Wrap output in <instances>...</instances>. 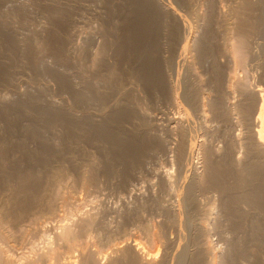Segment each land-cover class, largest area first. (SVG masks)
Returning <instances> with one entry per match:
<instances>
[{"label": "rangeland", "instance_id": "rangeland-1", "mask_svg": "<svg viewBox=\"0 0 264 264\" xmlns=\"http://www.w3.org/2000/svg\"><path fill=\"white\" fill-rule=\"evenodd\" d=\"M258 1L151 0L158 13L156 21L154 20L157 27L154 25L150 29L151 34L158 33L154 62L162 67L165 88L167 82L173 81L180 87L179 92L190 84L192 88L197 87L194 89L196 92L201 94L206 91L209 94L210 90L218 88L215 79L223 73L226 80L235 75L232 80L236 78V87L238 85L242 94L245 92V96L249 89L250 92H255L257 88L264 91V24L254 28L255 31L252 28H240V20L243 22L256 15V11L246 8L247 3H250L251 8L257 9ZM165 6H170L185 17L192 38L196 37L198 40L197 38L206 36L209 39V52L203 58L205 61L198 63L193 59L194 51L191 48L194 49V39L193 44L190 43L185 51L187 56L184 54V63H187L180 62L179 67L175 68L173 62L178 52L180 32L177 21ZM252 18L253 22L254 17ZM133 19L134 9L127 0H0V254H56L55 261L34 264H179L178 258L181 260L180 264H264V247L260 248L261 244L264 246V238L260 244L253 230L255 224L250 223L253 219L251 215L258 219L263 217L260 222L264 223V214L255 216L257 214L253 212L259 211L249 203L242 204L243 202H239L241 207L243 205L242 209L237 203L239 207L234 206L238 210L227 208L231 212L228 213L222 204L224 197H231L235 192L232 179L234 174L230 172L227 175L225 171L233 170L235 164H238L236 168L247 165L245 162L250 163L252 160L253 164H250L254 168V165L257 166L256 162L260 163L255 158L257 156L251 152L249 154V150L246 154L244 147H240V151L238 146L235 151L237 155L234 152L229 153L232 144L228 135L231 133L234 137L233 134L237 135L238 132L228 130L226 126L225 128L224 122L218 121V124L211 119V115L210 118L206 116L207 121L204 124L197 116L196 105L192 103L189 106V103L186 109L191 118L189 117L187 126L184 127L190 128L195 146L193 155L188 160L187 171L181 168L183 162L178 154L181 137L178 133L172 135L166 130L168 118L175 116V109L169 106L164 94L146 92L137 77L135 62L128 59L122 49L127 23ZM239 30L247 33H243L242 37L245 39V46L243 44L241 50L239 49L244 63H240L241 68L237 67L234 72L237 74H234L225 65L224 57L228 58L225 43L228 42L230 46L234 42L230 39L235 38ZM188 78L186 83L185 79ZM60 81H64V84ZM81 82L97 84L99 91H103L100 94L106 99H100L104 100L103 105L101 101H95L92 102V108L89 105L92 103L86 105L91 108L87 110L85 107L86 113L81 112L84 108L77 107L72 96V91ZM211 91L210 94H213ZM249 93L246 100L253 95ZM242 98L240 103L245 104L244 96ZM110 99L112 101L109 102ZM113 100L116 101V106ZM122 106H125V111ZM122 110L125 113L119 115V122H109L107 118L110 119L115 112ZM54 112H59L60 115L64 113L66 116H63L70 119L68 121H76L79 116L80 120L89 119L93 124L101 125L107 120L110 123V127L107 126L109 136L113 134V140L109 142L106 137H98L100 140H97L96 135H89L81 129L65 131V126L60 124L63 123L60 116ZM55 114L56 119H60H57L59 122L54 120ZM47 118L49 119L46 120ZM206 123L209 126L215 125L210 127L214 129L213 132L208 125L205 126ZM204 127H208L206 130L211 132H206ZM245 128L243 135L247 130ZM215 129H222L218 132L225 131L227 134L222 132L219 136ZM61 134L66 137L63 138ZM67 136L69 137L66 140ZM143 138L148 143L142 149L136 150L138 153L134 156L135 151L122 148L124 141L128 145L132 139L136 143ZM174 138H179V142ZM111 142L115 144L112 145ZM41 144L49 145L52 149L48 148L52 151L44 154L41 147L39 148ZM164 144L170 145L171 153L165 152ZM244 153L246 155L242 158ZM248 154L251 158L247 159ZM236 156H240L242 160ZM208 163H213L212 166H216L217 172L219 168V174L220 171L221 175L226 174L221 180L224 181L222 186H231L232 179L233 186L229 187L231 189L227 188L230 190L227 195L226 192L223 194L221 190L218 191V181H215L217 184L210 182L207 176ZM222 165L223 168L227 166V170ZM23 173L26 175L22 176ZM25 178L28 179L24 180ZM22 189L26 190L24 194ZM189 190L191 192L187 194ZM238 191L236 190L234 196L240 193ZM187 195H190L188 197L191 201ZM247 204L250 206L247 207ZM263 223H260L262 227ZM60 228L71 230L75 238L77 237L76 241H57L56 236L62 231ZM134 241L141 250L134 248ZM70 257H73L72 260Z\"/></svg>", "mask_w": 264, "mask_h": 264}, {"label": "bare ground", "instance_id": "bare-ground-1", "mask_svg": "<svg viewBox=\"0 0 264 264\" xmlns=\"http://www.w3.org/2000/svg\"><path fill=\"white\" fill-rule=\"evenodd\" d=\"M151 1V0H150ZM149 0H127V2H129V3H131L132 4V7H133V9H134V19L133 20H131L130 22L128 21V23H127V26H126V32H125V36H124V38H123V41H122V49L124 50V52H125V54L124 55H126L127 57H128V59L130 58V60H132L133 62H135V64H136V69H135V71H136V73H137V77H138V79H139V81L143 84V86H144V89L146 90V92H150L151 93V91H153V92H157V93H159V94H164V97L166 96V99H167V101H168V103H169V106H172L173 107V109H175V113H173V114H175V116L173 115V117H170V118H168V123H167V125H166V130H167V133L169 132L170 134H174L175 135V133H178L179 134V137H181L180 138V148H178V150L180 151V153L178 152V154L181 156V160H182V164L180 165L181 166V168H185V170L187 171V169H188V160H189V158L193 155L192 153H193V150H194V143H195V141H194V139H193V137H192V133H190V131L191 130H189L188 129V127L186 128V127H184V125H186L187 126V124L186 123H188V120H189V117L191 116L190 115V113L187 111L188 109H186V105L187 104H189V103H191V104H189V106L190 105H193V104H195L196 105V108H195V110L197 111V116H198V118L200 119V120H202L203 122L204 121H207V118H206V116H209V118H210V115H211V119L212 120H216L217 121V123H218V121L219 122H224V127L226 126V127H228V130L229 129H231L232 131H237L238 133H237V135H235L236 133H232L233 135H234V137L231 135V133H230V135H228L229 137L228 138H231V140L229 141L231 144H232V150H229L230 148H229V145H228V148H226V149H228L229 151V153L231 152V153H233L234 152V154H235V151H237L238 149H237V146L239 147V149H240V147H244L245 149H243L245 152H246V154H247V151L249 152V154H250V152L251 153H254L255 155L254 156H257V157H255V158H257L256 160L258 161V162H260V163H258L257 164V162H256V165L257 166H255L254 165V168H255V170H254V168H253V166L251 165V164H253L252 162L254 161V160H252L250 163L248 162H245L247 165H245L243 162V166L242 165H239V168L237 169L236 168V165H238V164H235V168L234 167H231V168H234V169H237V170H235L234 171V169L231 171H225L226 173H227V175L229 174L230 175V172H232V174H234V176L233 175H231V176H233V178L232 179H234L233 181H234V186L232 185V179H230V181H231V186H233V187H235V189H233V190H235V192H233V190H231L232 192H233V195L231 196V197H226V199H225V197H224V201H223V203H222V201H221V203L224 205V207H225V210L228 208H236L237 209V207H239L238 206V204L237 203H239V202H243L242 204H245V203H249V204H251V207H253L254 206V208H256L259 212L258 213H255V212H253V214H257V215H255V216H259V215H263L264 214V91H263V89L261 90V88L259 89V88H255L256 89V91L255 92H250L251 90L249 89V92L251 93H249V92H247V93H249L250 95H252V97L251 98H249V100H246V98L245 97H247V93H246V96H245V92L243 91V94H242V92L239 90V88L240 87H238V85H237V87H236V83L234 82L235 80H236V78H235V80H232V79H234V77H235V75L233 76V77H231V78H227V80H226V75H224L223 73H222V75H220L218 78L216 77V79H215V83L217 84V87L218 88H216V90L215 89H213L212 91H213V94H210V91H209V94L208 93H205L206 91H202L201 92V94L200 93H198V92H196V90H194L195 89V87L196 86H194L193 88H192V86L190 85V84H187V86H184L183 88H182V90L179 92L178 91V89L180 88H178V86L176 85V83H173V81H172V83H170V81L169 82H167L168 83V85H167V87L165 88V86H164V83H163V77H162V71H161V66L158 64V62L157 63H155L154 62V58H155V50H156V46H158V45H156V41L158 40L157 39V34L158 33H156V35H154V34H151L152 32L150 31V29L152 28V27H154V25L157 27V25L155 24L156 22H154V20H155V18L157 17V12L155 11V9H154V7L152 6V2H150ZM245 1V0H244ZM259 3H258V8L256 9V8H251V6L247 3V6H246V8L247 9H249V10H254V11H256V15L255 16H251L250 18H244L245 20H243V22L240 20V22L242 23V25H241V30L243 29V28H245V29H249L250 28V30H251V28L252 29H254V28H256V27H258L259 25H263L264 24V0H259L258 1ZM257 4V3H256ZM245 6V5H244ZM166 7V6H165ZM168 10H170L171 11V14L174 16V18H175V20L177 21V27H178V29H179V32H180V36H179V38H178V42H177V47H178V49H177V54H176V60H175V62H173V63H175V68H177V67H179L178 65H179V63L181 62L182 64H186V63H184L185 62V55L184 54H186V56H187V52H185L186 51V49L189 47V44L190 43H192L193 44V40L196 38H192L191 37V35H192V32H191V29H190V27H189V24L185 21V17L183 18L180 14H178L176 11H174L170 6H167L166 7ZM244 9V8H243ZM256 9V10H255ZM250 11V12H251ZM253 11V12H254ZM247 12V11H246ZM253 12L251 13V14H253ZM254 15V14H253ZM252 17H254V21L252 22L251 21V18ZM242 18V17H241ZM243 19V18H242ZM252 20H253V18H252ZM156 21V20H155ZM158 21V20H157ZM238 23V22H237ZM239 26H240V24H239ZM176 27V28H177ZM261 28H263V26H260ZM259 27V28H260ZM238 28V27H237ZM260 28V29H261ZM171 29H172V27H171ZM174 29H175V27H174ZM174 29H173V33H174ZM156 30V29H155ZM176 31H177V29H175ZM241 30H239V32L238 33H236V36H235V38H231L230 39V41L232 40V41H234L233 43H230L229 45L230 46H228V42H226L225 44L227 45V46H225V49H226V51H227V54H228V58H226V56L224 57L225 59H226V68H227V70H229V72L230 73H234V72H236V70H237V67H239L240 66V63L242 62V59L244 58L243 57V54L241 53V51H239V49L241 50V48H242V46H243V44H244V46H245V43H243V40H245L244 38H242L243 37V33H242V31ZM244 30V29H243ZM158 30H156V32H157ZM172 31V30H171ZM254 31H255V29H254ZM155 32V31H154ZM237 32V31H236ZM247 32H249V31H247ZM172 33V32H171ZM199 33V32H198ZM179 34V33H178ZM244 34H246L247 35V33L245 32ZM252 34V33H251ZM174 35H175V33H174ZM177 35V34H176ZM175 35V36H176ZM194 36H195V34H193ZM206 35V34H205ZM256 35V34H255ZM80 36V35H79ZM202 36V35H201ZM251 36V35H250ZM203 37V36H202ZM207 37H209V36H207ZM246 37V36H245ZM91 38V37H90ZM160 38V37H159ZM157 39V40H156ZM161 39V38H160ZM164 39V38H163ZM174 39H175V37H174ZM198 40H194L195 41V43H194V49H192L191 48V50L192 51H194V60L196 61V62H201V61H205V60H203V58L205 57V53L208 51V47L210 46V43H209V46H208V43H207V40H209V39H207L206 38V36L205 37H203V38H197ZM200 39V40H199ZM94 40V39H93ZM168 40V39H167ZM163 41V40H162ZM176 41V40H175ZM229 41V40H228ZM252 41V40H251ZM210 42V41H209ZM93 43V42H92ZM167 43V42H166ZM173 43V42H172ZM222 43V42H221ZM175 44H176V42H175ZM223 44V43H222ZM167 45V44H166ZM191 45V44H190ZM250 45V44H249ZM255 45V44H254ZM259 45V44H258ZM106 46V45H105ZM174 46V45H173ZM172 46V47H173ZM160 47V46H159ZM165 47V46H164ZM164 47H163V50H164ZM170 47V46H169ZM192 47V46H191ZM223 47V46H222ZM117 48V47H116ZM167 48V47H166ZM165 48V49H166ZM171 49V48H170ZM224 49V50H225ZM244 49V48H243ZM252 50V49H251ZM254 50V49H253ZM165 51V50H164ZM190 51V49L188 50V52ZM106 52V51H105ZM104 52V53H105ZM161 52V51H160ZM172 52V51H171ZM209 52V51H208ZM162 54V53H161ZM164 54V53H163ZM167 53H165L164 55H166ZM189 54V53H188ZM254 54V53H253ZM105 55V54H104ZM123 55V54H122ZM159 55V54H158ZM207 55V54H206ZM226 55V54H225ZM248 55V54H247ZM210 56V55H209ZM167 58H168V56H166ZM250 57V56H249ZM112 58V57H111ZM206 58V57H205ZM204 58V59H205ZM225 59H223V60H225ZM231 59V60H230ZM247 59V58H246ZM159 60H161V59H159ZM167 60V59H166ZM244 60V59H243ZM164 61V60H163ZM168 61H171V60H168ZM172 61H173V59H172ZM221 61V60H220ZM130 62V61H129ZM167 62V61H166ZM165 62V63H166ZM100 63V62H99ZM125 63V62H124ZM132 63V62H131ZM161 63H162V61H161ZM168 63L169 62H167V65H168ZM211 63V62H210ZM219 63V62H218ZM242 63H244V62H242ZM241 63V64H242ZM204 64V63H203ZM224 64V63H223ZM133 65V64H132ZM165 65V64H164ZM169 65H170V63H169ZM218 65V64H217ZM222 65V64H221ZM225 65H224V67H225ZM172 66H173V64H172ZM185 66H188V64L187 65H185ZM190 66V65H189ZM233 66V67H232ZM161 67V68H160ZM180 67H181V65H180ZM247 67V66H246ZM174 68V69H175ZM188 68V67H187ZM241 67H239V69H240ZM131 69V68H130ZM186 69V68H185ZM191 69V68H190ZM218 69V68H217ZM217 69H216V71H217ZM222 69H223V67H222ZM249 69V68H248ZM256 69V68H255ZM133 70V69H132ZM172 70V69H171ZM177 70H179V69H177ZM209 70V69H208ZM219 70V69H218ZM242 70V69H241ZM93 71V70H92ZM214 71V70H213ZM215 71V72H216ZM226 72V71H225ZM130 73V72H129ZM178 73V72H177ZM219 73H220V71H219ZM218 73V74H219ZM102 74V73H101ZM134 74V73H133ZM171 74V73H170ZM174 75L176 74V73H173ZM181 74V73H180ZM194 74V73H193ZM215 74H217V73H215ZM234 74H237V73H234ZM165 75V74H164ZM177 75V74H176ZM231 76H232V74H230ZM59 76V75H58ZM95 76V75H94ZM106 76V75H105ZM215 76H217V75H215ZM225 76V77H224ZM236 76H238V75H236ZM57 77V76H56ZM136 77V78H137ZM180 77V76H179ZM92 78V77H91ZM173 78V77H172ZM177 78V77H176ZM186 78V77H185ZM190 78V77H189ZM189 78H188V80H186L185 79V81H186V83H187V81H189ZM55 79V78H54ZM60 79V78H59ZM127 79V78H126ZM132 79V78H131ZM191 79V78H190ZM64 80V79H63ZM95 80H96V78H95ZM172 80V79H171ZM180 80V79H179ZM192 80H193V78H192ZM199 80V79H198ZM217 80V81H216ZM103 81V80H102ZM117 81V80H116ZM131 81V80H130ZM137 81V80H136ZM191 81V80H190ZM206 81V80H205ZM237 81V80H236ZM60 82H62V81H60ZM64 82V81H63ZM62 82V83H63ZM112 82H113V80H112ZM135 82V81H134ZM181 82H182V80H181ZM193 82H194V80H193ZM196 82H198L197 80H196ZM195 82V84H197ZM78 83V82H77ZM129 83V82H128ZM184 83V82H183ZM185 83V84H186ZM192 83V82H191ZM212 83V82H211ZM214 83V84H215ZM64 84V83H63ZM62 84V85H63ZM66 85H67V82L65 83ZM99 85H100V83H98ZM127 84V83H126ZM130 84H131V82H130ZM213 84V85H214ZM216 84H215V86H216ZM102 85H103V83H102ZM110 85V84H109ZM109 85H107V86H109ZM115 85H116V83H115ZM182 84H180V86H181ZM46 86V85H45ZM68 86V85H67ZM113 86V85H112ZM111 86V87H112ZM198 86V85H197ZM200 86V85H199ZM70 87V86H69ZM102 87V86H101ZM124 87V86H123ZM202 87V86H201ZM47 88V87H46ZM133 88V87H132ZM131 88V89H132ZM243 88V87H242ZM48 89V88H47ZM63 89V88H62ZM68 89V88H67ZM76 90H74V91H72L73 92V98H74V100H75V104H76V106L77 107H79V108H84V110H82L81 112H85V107H86V109L88 108L86 105H88L89 103H92V102H95L96 101V103H97V101L98 102H100L101 101V103H102V105H103V102L102 101H104V100H100V99H103L104 97V95H101L100 93L102 92L103 93V91H99V89H98V86H97V84L96 83H93V82H87L86 84H85V82L83 83V82H81V83H79V84H77V87L75 88ZM104 89H106V88H104ZM196 89H197V87H196ZM199 90H200V88H198ZM253 89V88H252ZM66 90V89H65ZM108 90V89H107ZM113 90V89H112ZM141 90V89H140ZM62 91V90H61ZM117 91V90H116ZM201 91V90H200ZM208 91V90H207ZM211 91V92H212ZM254 91V90H253ZM134 92H137V91H134ZM139 92V91H138ZM155 94V93H154ZM61 95V94H60ZM59 95V96H60ZM244 96V99L246 100V102H245V104H241L240 102L243 100V96ZM111 96V95H110ZM116 96V95H115ZM141 96V95H140ZM150 96V95H149ZM249 96V95H248ZM71 97V96H70ZM69 97V98H70ZM103 97V98H102ZM106 97V96H105ZM112 97V96H111ZM114 97V96H113ZM134 97V96H133ZM132 97V98H133ZM152 97V96H151ZM158 97H160V96H158ZM118 98V97H117ZM126 98V97H125ZM154 98V97H153ZM105 99V98H104ZM106 100V99H105ZM117 100V99H116ZM132 100V99H131ZM164 100V99H163ZM251 100V101H250ZM69 101V100H68ZM110 101H112L111 99L109 100V102ZM114 101V100H113ZM247 101L249 102V103H247ZM72 102H73V100H72ZM116 101H114V103H115ZM165 102V101H164ZM114 103L112 102L111 104L112 105H114ZM193 103V104H192ZM61 104V103H60ZM65 104V103H64ZM99 104V103H98ZM105 104V103H104ZM107 104H108V106H109V103L107 102ZM110 104V105H111ZM123 104V103H122ZM90 106L91 105H94V103H92V104H89ZM88 105V106H89ZM111 105V106H112ZM168 105V104H167ZM60 106V105H59ZM62 106H63V104H62ZM75 106V107H76ZM96 106V105H95ZM106 106V105H105ZM115 106H116V103H115ZM118 106V105H117ZM126 106V105H125ZM125 106H124V108H125ZM188 106V107H189ZM76 107V108H77ZM94 107V106H93ZM130 107V106H129ZM193 107V106H192ZM191 107V108H192ZM205 107H207L206 109H205ZM82 108V109H83ZM90 108V107H89ZM88 108V109H89ZM91 108H92V106H91ZM90 108V109H91ZM96 108H97V106H96ZM109 108H111L112 109V107H109ZM108 108V109H109ZM116 108V107H115ZM115 108H113V109H115ZM122 108H123V106H122ZM124 108H123V110H124ZM194 108V107H193ZM192 108V109H193ZM65 109V108H64ZM68 109V108H67ZM78 109V108H77ZM87 109V110H88ZM100 109V108H99ZM131 109V108H130ZM172 109V108H171ZM74 110V109H73ZM79 110H81V109H79ZM78 110V111H79ZM93 110V109H92ZM91 110V111H92ZM94 110H96V109H94ZM115 110H118V109H115ZM120 110V109H119ZM123 110H122V112L121 111H117L118 113H116L115 111V113L112 115V117L109 119V118H107L108 120H109V122L111 121V122H113V121H117V122H119L120 121V118H119V120H117L118 119V117H119V115L121 116V113H125V112H123ZM125 110H126V108H125ZM124 110V111H125ZM129 110V109H128ZM77 111V112H78ZM97 111V110H96ZM113 111V110H112ZM193 111H194V109H193ZM195 111V112H196ZM39 112V111H38ZM63 112V111H62ZM80 112V113H81ZM100 112H101V110H100ZM129 112V111H128ZM48 114L50 113V112H47ZM54 113H56V112H54ZM86 113V112H85ZM95 113V112H94ZM93 113V114H94ZM113 113V112H112ZM130 113V112H129ZM207 113H209V115H206ZM39 114H41V113H39ZM56 114H58L60 117V119L59 118H57V119H59L60 121H62L63 123H60V124H62V126L64 125L65 126V131L67 130L68 132L69 131H71V130H77V129H81V130H84L85 132H87V133H89V135L91 134V135H96L97 136V140H100V139H98V137L99 138H107L108 139V141L110 142V140L112 139L113 140V132H115V130L114 131H112V135H110L109 136V128H107V126L110 124L109 122H107V120H105L104 121V123H102L101 125H95V124H93L92 122H90V121H88L87 119L86 120H84L83 118H81V119H83V120H80L79 119V116H77L78 118H76V119H78V120H74V121H68V120H70L69 118H68V120L64 117V116H66L64 113H62V115H60L59 114V112L58 113H56ZM56 114L53 116V118H54V120L56 119ZM63 114H64V116H63ZM68 114V113H67ZM71 114H73V113H71ZM100 114V113H99ZM126 114H127V111H126ZM126 114H124V116L126 115ZM74 115V114H73ZM72 115V116H73ZM80 115V114H79ZM81 115H83V114H81ZM195 115V114H194ZM50 117H52V115H49ZM48 116V117H49ZM101 116V115H100ZM109 116V115H108ZM123 116V115H122ZM196 116V115H195ZM43 117V116H42ZM47 117V116H46ZM68 117H69V115H68ZM81 117V116H80ZM83 117V116H82ZM92 117V116H91ZM105 117V116H104ZM152 117V116H151ZM74 118V119H75ZM155 118V117H154ZM191 118V117H190ZM49 118H47L46 120H48ZM51 119V118H50ZM56 119V121L57 122H59L58 120ZM98 119V118H97ZM101 119V118H100ZM206 119V120H205ZM210 119V120H211ZM71 120H72V118H71ZM95 120V119H94ZM121 120H123V119H121ZM209 120V119H208ZM51 121V120H50ZM56 121H54V122H56ZM97 121V120H96ZM95 121V122H96ZM162 121V120H161ZM52 122V121H51ZM57 122H56V124H57ZM190 122V121H189ZM201 122V121H200ZM213 122V121H212ZM215 122V121H214ZM213 122V123H214ZM50 123V122H49ZM48 123V124H49ZM113 123H115V122H113ZM113 123H112V125H113ZM185 123V124H184ZM191 123V122H190ZM202 123V122H201ZM208 123V122H207ZM206 123V125L205 126H207L208 124ZM216 123V122H215ZM52 124H54V123H52ZM120 124V123H119ZM156 124V123H155ZM163 124H165V123H163ZM204 124H205V122H204ZM212 124V123H211ZM210 124V125H211ZM219 124V123H218ZM217 124V125H218ZM111 125V126H112ZM214 125V124H213ZM53 126V125H52ZM63 126V127H64ZM161 126V125H160ZM194 126V125H193ZM203 126V125H202ZM201 126V127H202ZM209 126V125H208ZM215 126V125H214ZM214 126H209V128L210 127H214ZM245 126H246V128H247V130H246V128H245ZM108 127H110V126H108ZM114 127V126H113ZM221 127H223V125L221 126ZM223 127V128H224ZM225 127V128H226ZM52 128V127H51ZM60 128H62V127H60ZM107 128V129H106ZM205 128V129H204ZM204 128H202V129H204V130H206V128H208V127H204ZM215 128H217V127H215ZM218 128H220V126L218 127ZM244 128H245V130L246 131H244V135H243V130H244ZM63 129V128H62ZM62 129H61V131H62ZM211 129V128H210ZM56 130V129H55ZM59 130V129H58ZM78 130V131H79ZM119 130V129H118ZM193 130V129H192ZM204 130H203V132H204ZM212 130H214L213 128L211 129V131ZM216 130V129H215ZM218 130H220V129H217L216 131L218 132ZM222 130V129H221ZM220 130V131H221ZM224 130V129H223ZM227 130V129H226ZM230 130V131H231ZM37 131V130H36ZM40 131V130H39ZM84 131H82V133L84 132ZM108 131V132H107ZM194 131H195V129H194ZM194 131H193V133H194ZM208 131H209V129H208ZM207 130H206V132H208ZM211 131H209V132H211ZM215 131V132H216ZM59 132V131H58ZM67 132V133H68ZM213 132V131H212ZM217 132H216V135H217ZM223 132V131H222ZM222 132H218L220 135L219 136H221V134H222ZM225 132V131H224ZM223 132V133H224ZM30 133H31V131H30ZM62 133H64V132H62ZM66 133V132H65ZM76 133V132H75ZM75 133L73 134V135H75ZM81 133V134H82ZM87 133H83V134H87ZM228 133H229V131H228ZM178 134H177V136H178ZM211 134V133H210ZM224 134H227V132L226 133H224ZM224 134L222 135V136H224ZM62 135V134H61ZM78 135H80V134H78ZM93 135V136H94ZM116 135V137H118L117 136V134H115ZM145 135V134H144ZM148 135H151V134H148ZM209 135V134H208ZM215 135V134H214ZM215 135V136H216ZM242 135H243V137H242ZM33 136V135H32ZM86 136V135H85ZM155 136H156V134H155ZM176 136V137H177ZM201 136V135H200ZM200 136H198V137H200ZM206 136V135H205ZM226 136V135H225ZM232 136V137H231ZM53 137V136H52ZM62 137H63V135H62ZM64 137H66L65 136V134H64ZM63 137V138H64ZM68 137L69 136H67V138H65L66 140L68 139ZM83 137H84V135H83ZM148 137V136H147ZM206 137H208V136H206ZM213 137V136H212ZM45 138V137H44ZM70 138H72V134H71V137ZM69 138V139H70ZM131 138V137H130ZM138 138V137H137ZM170 138V137H169ZM220 138H223V137H220ZM28 139V138H27ZM39 139V138H38ZM42 139V138H41ZM62 139V138H61ZM65 139H63V140H65ZM75 139V138H74ZM79 139V138H78ZM81 139V138H80ZM115 140H116V138H114ZM152 139V138H151ZM155 139V138H154ZM175 139V138H174ZM177 139H179V138H177ZM177 139H175V141L177 140ZM219 139V138H218ZM224 140H225V138H223ZM35 140V139H34ZM43 140V139H42ZM48 140V139H47ZM46 139H45V141H47ZM89 140V139H88ZM102 140V139H101ZM111 140V141H112ZM133 141L135 140V139H132ZM132 140L130 141V142H128L129 144L127 145L126 144V141H124L125 142V145H124V147H122V148H125L126 149V151H127V149L130 151V152H133V151H135L134 153H133V156L135 155V153L137 152L138 153V151H136V150H140V149H142L141 147H144L148 142V140L147 139H144L143 138V140H140V142L137 140V142L136 143H134V142H132ZM172 140V139H171ZM220 140V139H219ZM222 140V139H221ZM38 141V140H37ZM49 141V140H48ZM60 141V140H59ZM76 141V140H75ZM105 142H106V139L104 140ZM107 141V142H108ZM119 141V140H118ZM118 141H115L116 143L118 142ZM129 141V140H128ZM172 141H174V140H172ZM174 141V142H175ZM178 141V140H177ZM178 141V142H179ZM204 141V140H203ZM203 141H202V143H203ZM227 141V140H226ZM3 142V141H2ZM42 143H43V141H41ZM100 142V141H99ZM115 142H114V144H115ZM139 142V143H138ZM167 142V141H166ZM169 142H171V141H169ZM168 142V143H169ZM218 142V141H217ZM228 142V143H229ZM66 143V142H65ZM113 142H111V144H112ZM119 143H120V141H119ZM150 143V142H149ZM165 143V142H164ZM222 143H225V142H222ZM40 144V143H39ZM49 144V143H48ZM74 144H76V143H74ZM106 144V143H105ZM114 144H112V145H114ZM118 144V143H117ZM163 144V143H162ZM179 144V143H178ZM226 144V143H225ZM224 144V145H225ZM46 145H47V142H46ZM45 144H41V146H39V148L44 152V154L46 153V151L48 152H51L52 150V148L48 145V146H46ZM54 145V144H53ZM123 144H121V146H122ZM165 145V152H169V153H171L170 151H171V148L169 147L170 145L169 144H164ZM242 145V146H241ZM2 146V145H1ZM106 146V145H105ZM110 146V145H109ZM120 146V147H121ZM151 146V145H150ZM51 148L50 150H49V148ZM54 147V146H53ZM62 147V146H61ZM116 147H118V145L116 146ZM148 148H149V146H147ZM163 147V146H162ZM178 146H176V148H177ZM222 147V146H221ZM224 147V146H223ZM10 148V147H9ZM38 148V149H39ZM112 148H114V147H112ZM111 148V149H112ZM122 148H119V149H122ZM174 148H175V145H174ZM19 149V148H18ZM23 149V148H22ZM115 149H117V148H115ZM147 149V148H146ZM236 149V150H235ZM242 149V148H241ZM241 149H240V151H241ZM118 150V149H117ZM132 150V151H131ZM173 150H177V149H173ZM221 150V149H220ZM243 150H242V153H243ZM0 151H1V149H0ZM26 151V150H25ZM114 151V150H113ZM125 151V150H124ZM128 151V152H129ZM240 151H239V153H240ZM42 152V153H43ZM115 152H116V150H115ZM118 152H120L119 150H118ZM122 152V151H121ZM120 152V153H121ZM140 152V151H139ZM142 152H143V150H142ZM141 152V153H142ZM145 152V151H144ZM173 152V151H172ZM175 152V151H174ZM227 152V151H226ZM7 153V152H6ZM34 153V152H33ZM36 153V152H35ZM41 153V152H40ZM123 153V152H122ZM177 153V152H176ZM228 153V154H229ZM237 153V152H236ZM48 154V153H47ZM54 154V153H53ZM109 154H110V152H109ZM124 155H125V153H123ZM126 154H127V152H126ZM132 154V153H131ZM173 154V153H172ZM177 154V155H178ZM238 154V153H237ZM237 154H235V155H237ZM245 153L242 155L243 157L242 158H244V155H246ZM249 154H248V157H246L247 159L248 158H251V157H249ZM35 155V154H34ZM56 155V154H55ZM140 155V154H139ZM226 155V154H225ZM235 155H234V157H233V155H232V157L233 158H235ZM241 155V154H240ZM252 155V154H251ZM123 156V155H122ZM128 156V155H127ZM126 156V157H127ZM227 156V155H226ZM132 157V156H131ZM138 157V156H137ZM136 157V158H137ZM237 157V156H236ZM125 158V157H124ZM238 158V157H237ZM119 159V158H118ZM129 159H130V155H129ZM228 159H229V156H228ZM232 159V158H231ZM238 159H241V157L239 156V158ZM238 159H236V162L238 161ZM252 159H254V158H252ZM34 160V159H33ZM36 160V159H35ZM125 160V159H124ZM227 160V159H226ZM242 160V159H241ZM240 160V161H241ZM255 160V161H256ZM20 161V160H19ZM38 161V160H37ZM126 161V160H125ZM129 161V160H128ZM247 161H249V160H247ZM5 162V161H4ZM124 162V161H123ZM132 162H134V161H132ZM209 162V161H208ZM235 162V163H236ZM20 163V162H19ZM42 163V162H41ZM225 163H227V162H225ZM224 163V165H226ZM230 163H231V161H230ZM234 163V162H233ZM232 163V164H233ZM3 164V163H2ZM16 164V163H15ZM213 164V163H212ZM212 164H210V163H208V171H207V173H208V178H209V180H210V182L211 183H213V184H217L218 185V191H220L221 190V193H223L224 194V192H226V195H227V191H229L228 193H230V190L229 189H231V188H229V187H231L230 185L228 186L227 184H226V182L228 181V179H229V177H228V179H226L227 181L225 182V185L226 186H228V187H225L224 185V187L222 186V183L224 182V181H221V180H223V173L224 172H222V174L223 175H221V171H220V174L218 173L219 172V168H218V172H217V168H216V166L214 167V166H212ZM240 164H241V162H240ZM250 164V165H249ZM5 165V164H4ZM137 165V164H136ZM33 166V165H32ZM233 166V165H232ZM2 167V166H1ZM0 167V168H1ZM14 167V166H13ZM26 167V166H25ZM225 167H227V166H224V168H223V165H222V168L223 169H225ZM15 168V167H14ZM18 168V167H17ZM16 168V169H17ZM23 168V167H22ZM215 168V169H214ZM222 168H221V170H222ZM29 169H31V167L29 168ZM229 169V168H228ZM253 169V170H252ZM26 170V169H25ZM33 170V169H32ZM32 170H30V173L32 174ZM113 170V169H112ZM137 170V169H136ZM184 170V169H183ZM225 170H227V169H225ZM15 171V170H14ZM23 171V170H22ZM110 171V170H109ZM124 171V170H123ZM223 171V170H222ZM1 172V171H0ZM7 172V171H6ZM17 172V171H16ZM27 173L29 172V171H26ZM107 172V171H106ZM22 173V172H21ZM135 173H137V171L135 172ZM24 174V173H23ZM29 174V173H28ZM27 174V175H28ZM17 175H18V173H17ZM26 174H24V175H22V176H25ZM10 176V175H9ZM36 176V175H35ZM225 177H226V174L224 175ZM7 178V177H6ZM5 178V179H6ZM18 178V177H17ZM136 178V177H135ZM28 178H25L24 180H27ZM225 179V178H224ZM208 180V181H209ZM219 180L221 181L220 183H219ZM7 181V180H6ZM31 181V180H30ZM34 181V180H33ZM217 183H216V182ZM210 182H208V183H210ZM3 183V182H2ZM19 183H21V182H19ZM197 183H199V182H197ZM227 183H230V182H227ZM25 185V184H24ZM27 186V185H26ZM215 186V188H216V185H214ZM32 187V186H31ZM207 188H208V186H207ZM227 188H229L228 190H227ZM23 190V189H22ZM215 190V189H214ZM236 190H239L238 191V193L239 194H235V196H234V193H236ZM17 192V191H16ZM23 192H26V190L24 191H22V193ZM190 192H191V190H189V192L187 193V194H190ZM231 192V193H232ZM24 194V193H23ZM29 195V194H28ZM220 195V194H219ZM225 195V196H226ZM16 196V195H15ZM188 196H190V195H187V197ZM221 197H222V195H220ZM20 197H21V195H20ZM191 198V197H190ZM188 199H189V197H188ZM190 201H191V199H189ZM189 203V202H188ZM221 203H219V204H221ZM190 204V203H189ZM240 204V203H239ZM192 205V204H191ZM222 205V206H223ZM237 206V207H235V206ZM190 206V205H189ZM233 206V207H232ZM245 206L246 205H244V208H245ZM248 206H250V205H248L247 204V207ZM197 207V206H196ZM242 207H243V205H242ZM242 207H241V204H240V208L242 209ZM247 207H246V209H247ZM251 207L249 208V209H251ZM239 208V209H240ZM243 208V209H244ZM236 209H233V210H236ZM240 209V210H241ZM231 210V209H230ZM232 210V212H234L235 213V211H233ZM238 210V209H237ZM252 210H253V208H252ZM227 212H228V210H226ZM248 211V210H247ZM230 212V211H229ZM228 212V213H229ZM242 212H244V211H242ZM251 212V211H250ZM257 212V211H256ZM231 213V212H230ZM238 213V212H237ZM239 213H240V211H239ZM242 214V213H241ZM230 215V214H229ZM245 215V214H244ZM251 215V214H250ZM242 216V215H241ZM264 216V215H263ZM253 217V219H251V222L250 223H253V224H255V226H253L252 228H253V230L255 231V234L257 235V238H258V242L260 243H262L263 241H262V238H264V227H262L261 226V224L260 223H263V222H260L261 221V219L263 218H261V219H258L257 217L255 218L254 217V215H251V218ZM240 218V217H239ZM250 218V217H249ZM241 220H242V218H241ZM250 220V219H249ZM264 220V219H263ZM254 221V222H253ZM19 224V223H18ZM17 224V225H18ZM264 224V223H263ZM86 225V224H85ZM60 227V226H59ZM251 228V227H250ZM62 231H61V233L58 235V236H56V240L58 241L59 240V242L60 241H62V242H65V243H72L73 241L75 242L76 240V238H75V236H74V234H73V232L71 231V230H69V229H66V228H60ZM254 233V232H253ZM79 238V237H78ZM80 239V238H79ZM73 242V243H74ZM135 242V241H134ZM255 242V241H254ZM260 243V244H261ZM259 244V245H260ZM68 245V244H67ZM71 245V244H70ZM72 246H74V244L72 245ZM71 246V247H72ZM134 248L135 249H140L141 247H138L139 245L135 242L134 243ZM261 247H264L263 246V244H261L260 245V248ZM141 250V249H140ZM245 250V249H244ZM263 250V252H264V248L262 249ZM261 250V251H262ZM137 252V251H136ZM256 252V251H255ZM51 254H32V255H29V254H0V264H34V263H39V262H41V261H44V262H51V261H55L56 260V254H54V253H52V252H50ZM237 253V252H236ZM260 253V252H259ZM205 254V253H204ZM150 255V254H149ZM148 255V256H149ZM183 256V255H182ZM181 256V257H182ZM205 256V255H204ZM208 256V255H207ZM259 256V255H258ZM33 257L34 258H36L35 260L33 259ZM139 257V256H138ZM151 257V256H150ZM180 257V256H179ZM185 257V255L183 256V258ZM71 258V257H70ZM73 258V257H72ZM72 258H71V260H72ZM198 258V257H197ZM150 259V258H149ZM152 259H153V257H152ZM193 259V258H192ZM195 259V258H194ZM234 259V258H233ZM178 260L181 262V260H180V258H178ZM185 260V259H184ZM197 260V259H196ZM195 260V261H196ZM198 260H199V258H198ZM198 260H197V262H198ZM204 260V259H203ZM74 261V260H73ZM139 261V260H138ZM69 262V261H68ZM67 262V263H68ZM76 262V261H75ZM117 262V261H116ZM180 262H178L179 264H180ZM183 262V261H182ZM196 262V263H197ZM208 262V261H207ZM63 263H64V261H63ZM66 263V262H65ZM70 263V262H69ZM73 263V262H72ZM72 263H70V264H72ZM89 263V262H88ZM87 263V264H88ZM114 263V262H113ZM118 263V262H117ZM192 263H193V260H192ZM201 263V262H200ZM199 263V264H200ZM204 263V262H203ZM230 263V262H229ZM84 264H86V263H84ZM112 264V263H111ZM120 264V263H119ZM138 264H140V262L138 263ZM142 264H144V263H142ZM151 264V263H150ZM153 264V263H152ZM182 264V263H181ZM198 264V263H197Z\"/></svg>", "mask_w": 264, "mask_h": 264}]
</instances>
